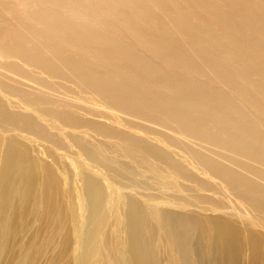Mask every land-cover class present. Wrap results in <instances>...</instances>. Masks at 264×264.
Wrapping results in <instances>:
<instances>
[{
	"label": "bare ground",
	"instance_id": "bare-ground-1",
	"mask_svg": "<svg viewBox=\"0 0 264 264\" xmlns=\"http://www.w3.org/2000/svg\"><path fill=\"white\" fill-rule=\"evenodd\" d=\"M0 148V264H264V0H0Z\"/></svg>",
	"mask_w": 264,
	"mask_h": 264
},
{
	"label": "rangeland",
	"instance_id": "rangeland-1",
	"mask_svg": "<svg viewBox=\"0 0 264 264\" xmlns=\"http://www.w3.org/2000/svg\"><path fill=\"white\" fill-rule=\"evenodd\" d=\"M1 156H2V152H1V148H0V164H1V161H2V157ZM42 159H44V161H46V160L48 161V159L46 157H42ZM5 184H6V181H5L4 177H3V168H0V186H1L2 189H4ZM46 223H48V222H46ZM49 230H51V228H49Z\"/></svg>",
	"mask_w": 264,
	"mask_h": 264
}]
</instances>
